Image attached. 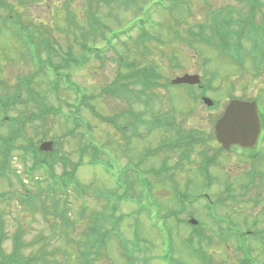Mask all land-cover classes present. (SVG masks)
<instances>
[{
    "label": "rangeland",
    "instance_id": "obj_1",
    "mask_svg": "<svg viewBox=\"0 0 264 264\" xmlns=\"http://www.w3.org/2000/svg\"><path fill=\"white\" fill-rule=\"evenodd\" d=\"M99 1L0 0V96L13 97L14 92L21 87L22 95L8 109L7 117L15 119L22 116L29 119L26 121L29 123L24 127V132L20 130L22 136L12 152V157L18 159H11L10 162L13 173L20 178L17 180L18 177L10 171H6L5 176L0 174V194L10 193L13 197L6 204H0V225L3 227V233L8 237L3 249L7 254L11 252L14 235L19 234L23 241L29 243L38 238L54 235L51 234L50 223L44 217L45 209L39 208V202H34L35 207H28L22 203L26 191L19 183L23 179V174L25 175L22 173L25 167H30L33 161L19 150V146L30 143L36 145L39 139L46 137L43 141L54 142L51 151L53 156L51 154L48 161L61 156L78 163L82 157L81 146L82 151L86 152L83 159L85 166L78 168V180L88 190V194L85 199L77 193L72 192L70 195L75 211L73 218L77 219L80 225L79 227L77 224L71 229L73 237L81 241L84 239L83 232L92 223L91 213L110 214L109 202L95 197L96 192H112L122 198L121 202L118 197L111 199V206L117 203L118 210L115 213L121 220L122 239L112 234L106 241L105 248L101 250V258L96 264H129V257H137L139 259L137 264H142L140 257L143 256L144 251L151 258L149 264H159L156 257L162 254L165 235L158 232V226L153 225L146 216L152 217L155 223L159 224L156 218L159 214L158 206L161 207L162 213L167 214L178 209L176 197L180 196L175 195L177 192L174 191V187H177L181 195L185 193L191 198L203 192L204 182L198 167L202 161L201 154L205 151L207 154L210 152L212 154L213 148L216 147L212 141L207 145L203 142L194 144L192 142L213 136V126L222 109L208 110L202 100H194L199 90H192L185 85L163 86L165 90L156 87L151 91L154 95H151V92L138 93L144 89L135 86L134 90L137 93H131L129 97L122 94V97H115L111 93H104V89L108 90L116 82L117 86L124 84V87L132 88L131 85H126L120 80V74L129 72L128 68L123 66V62L127 59L132 60V63L137 62L138 65H135L137 69L151 66L156 72L161 73L164 78L160 81V85L168 84L172 79L184 74H199L203 84H210L212 87L207 91L208 97L221 102L222 105L230 97H241L258 99L264 109L262 65L254 68L251 58L242 60L238 57V60L243 61L239 65L237 60L229 55L230 50L226 46L228 41H231V37L225 39L223 36L225 42L222 46L213 48L189 40L187 35V31L196 26L204 28H207L205 25L212 26L213 21H216L211 19V15L216 11L229 9L232 11L231 17L237 21L239 16L250 17L251 7L246 0H159L158 5L155 3L157 0H128L122 7H118L117 3L108 7L101 3V0ZM254 1L257 4L256 25H263L264 0ZM90 5L95 9L99 6L100 16L105 24L102 32H98L101 27L97 31L95 29L88 31L85 10ZM68 11L75 13L74 21L79 23L76 27L66 23ZM10 16L22 26H30L37 42L45 37L54 42L53 53L41 49L42 59L50 56L51 63L60 66L64 76H68L72 82H76L81 87L89 105L77 106L80 100L74 93L73 87L69 88V91L63 89L53 95L47 76L55 78V74L33 63L29 55L31 49L14 37L10 30L13 21ZM222 18H225V15ZM228 19L222 22L226 23ZM142 20H147L149 22L147 25H152L150 21L160 23L154 26L151 33L155 37L160 36L162 42L160 44L151 42L146 52L140 50L141 45L137 36L140 33L137 23ZM235 25L239 24L235 23ZM109 29L129 30L127 37L123 38L125 40L117 42L119 45L116 53L109 50L99 60L92 55L85 65L71 63L65 66L68 48L76 59L85 55L80 48L83 45L89 48H108ZM80 32L87 34L86 40H78ZM205 33L208 35L209 31L205 29ZM240 36H244V33ZM251 42L252 40L244 41L245 47L248 44L245 50L247 55L253 50ZM134 53L138 56L135 57ZM171 64L179 65L180 70H172ZM26 77H31V90L24 89L20 83L21 78ZM73 110H76L77 115L85 125L91 127V130L83 127L73 135L71 125L66 121V115ZM4 112L0 106V141L7 138L11 126L9 118L1 123L6 117ZM155 118L164 121L167 126L157 129L154 128L155 125L152 128L146 125ZM140 120L144 121L143 124L138 123ZM194 132L200 133L197 139L193 135ZM82 135L86 136L84 140ZM92 142L94 145H91ZM184 150L190 153L188 161L182 160L181 153ZM231 159L233 163L229 160L227 165L231 171L225 169L223 172L228 175L227 181L221 174L220 182L212 191V196L217 202L223 200L225 203V208L221 207V211L226 213L221 214L216 207V215L236 218L234 220L239 225L242 219H255L256 216H260L259 213L264 209V201H262L264 188L255 193L263 206L259 204L256 208L257 205H253L247 210L243 205L247 204L250 194L243 196L235 186H233L234 192L230 194L225 192L223 185L227 182L232 183L233 179V185H238L237 178H241L244 169V165H239L234 158ZM1 160L2 156H0V165ZM88 160L93 162L94 166H89ZM163 163L173 170L163 172L157 178L152 171L158 172ZM224 163L223 160L213 172L219 175V171L227 164ZM257 169L263 170L264 167ZM63 170L62 162L57 159L55 172L61 174ZM33 174L36 178L46 179L47 173L44 169H37ZM25 176L28 180L27 189L34 194L36 185L28 175ZM42 185L48 187L47 183ZM257 185L264 186L261 180ZM240 195L244 203L241 209H238V204L234 200ZM84 206L87 207V213L81 220L79 212ZM234 209L238 213L233 212ZM181 212V218L193 217L202 223L203 236L199 235L197 240L203 244L204 252L206 254L209 252L212 264H241L242 261L245 262L244 264L250 262L264 264V219L259 220V226L247 224L240 229L242 233L252 231L251 236H237L238 240L235 238L231 241L233 227L228 228L231 226L230 222H212L203 202L187 205ZM212 214H215L214 209ZM113 220L115 224L118 219L115 216ZM161 222H165V219L161 218ZM167 225L172 229L175 256L185 263L200 264L190 255L191 252L194 255L201 253L198 243H190L188 247L186 244L192 237V228L189 225H177L172 220ZM257 229L260 230V235L255 233ZM199 230L200 228L194 231V234ZM220 230L222 233H218ZM137 232L142 242L134 239V234L136 235ZM211 238L215 240L213 247L207 244ZM241 238L245 240V250L241 248L240 250L236 246L240 244ZM48 245L57 246L58 243ZM61 247H65L67 255H62L58 263L78 264V247L68 244H62ZM32 251V248L26 249L24 254L30 256Z\"/></svg>",
    "mask_w": 264,
    "mask_h": 264
},
{
    "label": "trees",
    "instance_id": "obj_2",
    "mask_svg": "<svg viewBox=\"0 0 264 264\" xmlns=\"http://www.w3.org/2000/svg\"><path fill=\"white\" fill-rule=\"evenodd\" d=\"M115 1H118V0H103V2L107 5ZM119 1L122 5H124L127 3L128 0H119ZM90 6H88L87 12H86L87 13L86 19H87V24H88L87 26L89 28L88 31L91 29H95V31H97V29L101 27L100 29H98L99 30L98 32H102L103 31L102 27L105 26V24L103 23L101 19V16H100L101 14L99 12V6H98V9H96L93 12H91ZM73 18H74V14L70 12L68 14L67 24H70L71 26L76 27V25L79 23L73 21ZM16 27H18L16 24L13 25V30H12L13 35L23 40L22 36L24 34L25 36L28 37L26 40L24 39L25 42H27L28 44L31 43L34 46H38L42 43L44 44L49 43V39L46 37L44 39H40L37 42L34 32L29 30V26H22V29L19 27L16 29ZM20 31L23 34L20 33ZM144 35H146L145 37H147L145 30L143 31L141 38ZM79 39L86 40L87 34L86 33L83 34V32H80L78 40ZM111 41L112 40H109V42ZM139 41L141 42L140 39ZM115 43L119 45L117 42ZM112 46L114 47V52L116 53L117 52L116 45L112 44ZM30 56H32V52ZM134 56L137 57L138 54L134 53ZM33 57L37 58L35 55ZM41 62L42 63L47 62V64L44 65L43 67L45 66L51 67V65L49 64V61L41 60ZM71 63L80 64V58L78 59L74 58L70 50L67 53V57L65 60V66ZM135 65H138L137 62L132 63V60L129 61L126 59L125 62H123V66L128 68L129 72H127L126 74H120V80L122 82H125L126 85H131V87L141 86L143 89H149V90L152 89L153 83L159 77L157 72L151 66L146 67V69H142V68L137 69ZM52 66H53V69L55 70V74L57 75L56 82L49 84L51 88V92L53 93L54 96L57 93H59L61 90L63 89L65 90L67 88L66 86L76 85L75 82L73 83L69 79V77H67V80L65 81V84H66L65 86V84L61 81V78H62V73L60 71L61 67L55 66L53 64ZM20 83L22 84L24 89L31 90L30 86H31L32 80L30 78H23L21 79ZM61 84L63 86H60ZM18 90L19 92L17 93V95L19 96L22 95L23 90L21 89V87ZM129 90H130V87H124V84L121 86L120 85L117 86V82H116V83H113L108 90L104 89V93H111L115 97H122V95H127ZM8 106L9 105H3V107L5 108ZM27 120L29 119L24 118L22 116L19 117V119H17V122H18L17 127L19 126L17 130H15L14 128V124H15V121H14L9 135L3 141V150H1V152L2 154H4L3 159H2V164L4 165L1 167V170H0V174L2 176H5V172L9 171L10 169V160H9L10 153H11L9 150L10 146L14 147L13 145L14 142H16L17 139L21 138L22 134L20 133V130L24 132V127L29 123V122L28 123L26 122ZM79 122H80V119L76 117L74 123L78 125ZM76 125H74L75 128H77ZM39 141L40 140H38V142ZM23 147H24L23 150L25 152V155L27 153V154H30L34 158V162L31 168L29 169V173L39 168H45L48 172V176H50L48 178L50 182H46L48 184V187L45 185H42L44 184L42 183V181L35 182L36 191L34 194L33 193L31 194L32 191L25 188L22 185L23 189L26 190V194L24 195L23 202L26 205H31V207L36 206L34 202H39L40 204L39 208L45 209L44 217L47 220V222L50 223L51 228H52L51 234H54V235H52L51 237H47V238L43 237L42 239L40 238L35 239L31 243L23 241L19 234L14 235L12 237V244L14 245L13 252L11 255L7 257L3 254L2 258L0 259V264L2 263V260H3V264H15V263L17 264H60L58 263L59 258L60 257L62 258V255L63 256L67 255L66 254L67 252L65 251L66 246L61 247L62 244H68V245H74V246L80 247L78 249V254H77L78 264H96L97 261L99 260L98 257L100 256L99 243L97 240H92L91 238H93L97 234V232L100 231V229H96V228L100 227L101 225L100 224V221L102 220L101 215H98V218L94 217L92 219L95 224L97 223L96 225L94 226L91 225L88 228H86L89 231V235L87 234L86 229L84 230L83 241L75 240L71 235L73 233L71 229H74V227L77 226V224L79 225V221L73 218V212H75L74 205L70 202L67 196L68 194H70V186H72V190H74V192L76 193L81 192L83 190V186L77 181L75 177L76 170L66 171V167H64V172L59 175L55 172L56 157L53 158L51 162L48 164L46 162L48 154L40 153L38 151L37 144L35 146L29 144ZM64 166H66V163H64ZM0 201L3 203L5 202V204L11 201L10 194H0ZM79 215L81 216V220H82L84 216L81 215L80 212H79ZM6 239H8V237L7 235L3 233V227H2L0 229V251ZM52 243H58V245L57 246L48 245ZM29 248H32L33 253L30 256H26V254H24V251Z\"/></svg>",
    "mask_w": 264,
    "mask_h": 264
},
{
    "label": "flooded vegetation",
    "instance_id": "obj_3",
    "mask_svg": "<svg viewBox=\"0 0 264 264\" xmlns=\"http://www.w3.org/2000/svg\"><path fill=\"white\" fill-rule=\"evenodd\" d=\"M260 140V141H259ZM258 143L254 148H242L240 146H235L232 147L230 150H225L222 148L221 144L217 141V139H210V141L213 142L214 146L216 148H213V153L211 154L206 152V154L202 155V161L200 163L199 167V172L202 175L203 182H204V194L208 196V199L205 198V208L208 209L209 214H211L212 209L215 208L218 204H222L225 208V203L223 200H220L219 202L215 201V198L212 196V191L215 189L216 186H218L220 182V176L221 174L224 176L225 181H227L228 175L225 172V169L228 171H231L228 169L229 165V160L233 163L231 158H234V161L237 162L239 165H244V169L242 170L241 178H237L238 180V185H233L234 179L232 183L227 182L226 184L223 185L224 191L228 192L229 194L231 192H234L235 189L233 186L239 188L238 192L245 196V194H250L248 196V201L247 204H244V200L242 198V195L239 196V198H235V203L238 204V209H241L242 205L243 207L249 208L253 207V205H257L256 208L260 204L259 198L255 195L256 192L262 191L264 188L263 185H257V182L261 180V183L264 184V169H257L264 167V125H263V131H262V136L260 137ZM258 150V152H257ZM210 151V150H209ZM228 159V160H227ZM224 160L225 163H227L224 168L219 171V175L213 172L214 168L219 167V165L222 163ZM224 163V164H225ZM221 172V173H220ZM224 181V182H225ZM256 182V183H255ZM220 195H222L220 193ZM264 201V199H262ZM264 204V203H263ZM260 206H263L260 204ZM254 210V209H253ZM251 210V211H253ZM233 212L238 211L234 209ZM232 212V213H233ZM221 214H224L226 212L221 211ZM248 213V212H247ZM253 213H251L252 215ZM260 216H256L255 219H242L241 223L239 225L235 222L236 218L230 219L229 217H220L222 223H225V221L231 222L233 225L236 227V231L240 232V229H243V226L245 225H251L254 224L256 226H259V220L262 218L264 219V209L262 210V213H259ZM235 219V220H234ZM239 228V230H238ZM218 233H222V230H220ZM242 233V232H241ZM255 233L257 235H260V230H255ZM253 234L252 231H247L245 233H242V237H248ZM224 236V235H223ZM230 236V235H229ZM235 239L234 235L230 236V240L232 241ZM215 243L214 239H210V242L208 244L209 247H213V244ZM217 246V245H216ZM236 246L239 245L237 244ZM209 252L207 253V255ZM241 264H244L242 261Z\"/></svg>",
    "mask_w": 264,
    "mask_h": 264
},
{
    "label": "water",
    "instance_id": "obj_4",
    "mask_svg": "<svg viewBox=\"0 0 264 264\" xmlns=\"http://www.w3.org/2000/svg\"><path fill=\"white\" fill-rule=\"evenodd\" d=\"M198 84L197 76H184L174 81V84ZM260 132V119L255 103L233 101L227 108L223 118L217 124L218 138L229 148L238 144L243 147L254 146ZM52 143H44L43 150H51Z\"/></svg>",
    "mask_w": 264,
    "mask_h": 264
}]
</instances>
